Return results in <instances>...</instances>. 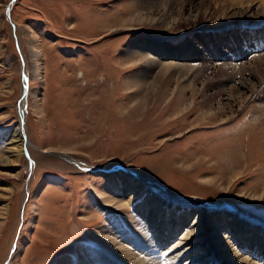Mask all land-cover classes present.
<instances>
[{
	"label": "rangeland",
	"instance_id": "374dc122",
	"mask_svg": "<svg viewBox=\"0 0 264 264\" xmlns=\"http://www.w3.org/2000/svg\"><path fill=\"white\" fill-rule=\"evenodd\" d=\"M182 10L188 24L152 23L165 12L179 21ZM144 42L168 45L167 52L189 47L193 57L221 63L239 52L241 64L264 57V0H0V162L20 122L23 74L27 86L24 153L15 166L0 164V264H88L110 255L109 264H125L111 254L112 238L140 240L126 231L140 221L132 208H114L122 187L106 177L119 168L174 198L198 199L211 212L230 206L264 224V201L248 197L264 186V108H257L264 70L234 76L254 94L239 110L222 97L233 113L226 125L187 132L207 109L199 108L203 96L222 92L225 74L199 77L204 90L184 92L198 111L174 121L157 100L170 93V80L133 95L140 70L124 54ZM149 191L163 196L144 184L139 198ZM130 246L137 259H152Z\"/></svg>",
	"mask_w": 264,
	"mask_h": 264
},
{
	"label": "bare ground",
	"instance_id": "6f19581e",
	"mask_svg": "<svg viewBox=\"0 0 264 264\" xmlns=\"http://www.w3.org/2000/svg\"><path fill=\"white\" fill-rule=\"evenodd\" d=\"M187 7V11L190 12L192 9L190 1ZM187 11L182 10L179 21L175 19L169 20L170 17L165 12L162 15V17H165L162 22H159L158 17L152 23H155L157 27L166 26L168 29L174 28L180 22L188 24L189 21L187 18H184ZM229 42V40L226 41L227 46L230 45ZM186 48L183 47L182 49H174L172 52H167V49L170 50L168 45H152L149 42L140 44L131 43V46L124 55L126 58H130L129 61H134L135 64L133 65L140 70L135 77V81H130L133 84V88L136 87L137 89L138 86V90L133 95H140V87H144V90L154 91L159 88L158 85L160 83L168 79L173 82L171 85L173 89L171 88L172 91L170 89V93L167 96L157 99L158 103L165 106V109L170 107L168 110L171 111L169 113L171 114L170 119L174 120L181 117L180 119L184 120L190 113L198 111L194 99H187L184 92L190 91L194 94L204 90L205 85L203 82L200 84L199 77H203L206 74L208 76L213 74L214 76V73L220 72L227 77L224 76L225 80L222 81V85L220 84L222 92L220 91L219 93L218 90L215 95L212 94V97L208 96L205 99L203 96V101L199 108L202 111L204 107L207 109L200 116H197L196 122L198 124L188 129L187 132L198 128V125H211L215 123L226 125V123L233 119L231 117L233 113L228 114L226 104H222L224 99L222 97L227 94V101L230 102L229 106L235 105L238 107V110L242 109L253 96L254 90L253 88H247V85L244 86L243 82L239 84L234 83V76L237 74H243L242 76L248 74V77L254 78V74L251 71L262 72L264 70L262 69L264 67V57L261 55L253 56L250 61L241 64L240 57H242V54L239 52L233 54L231 59L225 58L221 63L218 57L216 58L217 60H211L209 57H204L201 54L193 57L195 53H191L190 50L187 51ZM36 66L37 71L40 72V64ZM125 69H127L126 66ZM257 76L259 75L257 74ZM242 80L246 79L243 78ZM23 84V89H25V80ZM208 84L210 85V83ZM132 87L130 89H133ZM238 89L246 91L244 92L245 98H243L244 95L241 98L237 95ZM23 95L24 90L19 106L20 122L18 127L12 131L7 141L3 154L5 162H0V164L4 163L15 166L17 158L24 153L25 123L22 118V105L25 100L23 102ZM214 97H216L217 101L213 107L211 102L214 100ZM172 104L174 106H171ZM213 108L217 112H214ZM257 108L259 110L264 108V101L257 104ZM262 111L264 110L262 109ZM162 112L164 113V111ZM128 117L130 118V112ZM213 119L215 122L211 123ZM60 157L66 161H70L63 156ZM111 171L106 178L108 180L116 179L122 187L121 194L118 196L114 208L119 210L132 208L135 218H139L141 224L128 223V229H126V231L133 230V235L135 237L138 236L140 240L134 239L132 236L130 239V236H128L126 242H119L116 237L112 238L111 245L114 248H112L111 254L121 262L125 264H264V224H261L257 219L230 206L219 204H217V207H220L221 210L211 212L208 210L211 206L210 204L208 205L193 198H174L155 181H150L142 176H136L124 168ZM204 182L208 184L212 183V181L208 180H204ZM144 184L159 191L163 196L149 191V193L140 199V194L144 191ZM252 193L248 194L249 199L254 201L261 199L264 201V186L254 190ZM222 208L226 209L222 210ZM139 225L142 230H138ZM134 244H138V249L143 250L152 259L149 258L148 262L137 259L130 251V245ZM110 256H107L108 258H104L103 256L92 258L88 261V264H107L110 261Z\"/></svg>",
	"mask_w": 264,
	"mask_h": 264
},
{
	"label": "water",
	"instance_id": "95a60500",
	"mask_svg": "<svg viewBox=\"0 0 264 264\" xmlns=\"http://www.w3.org/2000/svg\"><path fill=\"white\" fill-rule=\"evenodd\" d=\"M7 12V14L9 13V8H8V10L6 11ZM25 79V76H24V74H23V80ZM26 87V86H25ZM26 92H27V87L24 89V95H23V98H22V100H23V102H24V100H25V98H26ZM22 102V103H23ZM30 162V161H29Z\"/></svg>",
	"mask_w": 264,
	"mask_h": 264
}]
</instances>
